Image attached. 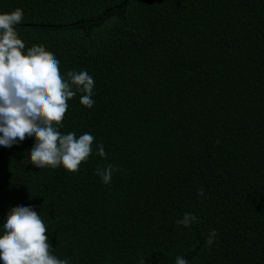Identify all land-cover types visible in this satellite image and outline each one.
<instances>
[{
  "label": "trees",
  "instance_id": "obj_1",
  "mask_svg": "<svg viewBox=\"0 0 264 264\" xmlns=\"http://www.w3.org/2000/svg\"><path fill=\"white\" fill-rule=\"evenodd\" d=\"M16 8L25 54L94 79L59 130L95 139L77 172L32 165L33 138L0 146V227L32 207L69 264H264V0H0Z\"/></svg>",
  "mask_w": 264,
  "mask_h": 264
},
{
  "label": "clouds",
  "instance_id": "obj_2",
  "mask_svg": "<svg viewBox=\"0 0 264 264\" xmlns=\"http://www.w3.org/2000/svg\"><path fill=\"white\" fill-rule=\"evenodd\" d=\"M23 20V10L0 14V146L11 148L33 138L30 162L36 168L63 167L77 172L82 162L92 154L94 136L75 132L62 133L68 101L77 93L80 103L91 108L95 81L87 71H68L61 74L60 61L43 45H33L25 54V42L19 37L16 26ZM98 156L106 158L102 144L97 145ZM114 169L111 164L98 167L96 175L103 183L111 181ZM203 195V190L197 192ZM198 217L185 213L177 225L189 227ZM0 234V262L2 264H69L50 251L47 227L40 215L30 206L10 208ZM216 231L206 237L211 246ZM141 264H144L142 261ZM175 264H188L177 256Z\"/></svg>",
  "mask_w": 264,
  "mask_h": 264
}]
</instances>
